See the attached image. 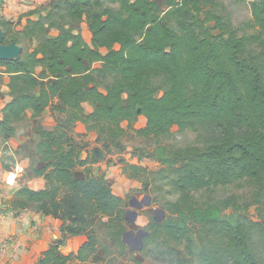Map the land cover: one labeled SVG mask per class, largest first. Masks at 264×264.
Wrapping results in <instances>:
<instances>
[{
	"label": "trees",
	"instance_id": "obj_1",
	"mask_svg": "<svg viewBox=\"0 0 264 264\" xmlns=\"http://www.w3.org/2000/svg\"><path fill=\"white\" fill-rule=\"evenodd\" d=\"M223 8L219 0H66L31 22L27 37H42L46 24L59 35L16 61H0L13 74L14 96L0 122V136H15V124L30 109L38 118L51 108L65 114L68 125L41 132V165L34 174L45 178L46 188L19 189L12 206L37 205L39 212L60 219L62 234L71 237L88 234L96 217L117 221L121 231L125 199L105 177H93V162L82 159V147L68 138V126L82 122L115 143L126 135L122 123L132 129L143 116L147 125L137 131L140 136L166 137L178 126L196 132L199 146L157 149L165 168L161 173L171 170V186L180 197L165 203L170 219L151 222L142 250L156 237L163 241L162 256L174 255L175 245L197 264H263L257 254V248L264 251L263 221L250 220L235 198L206 205L197 199L208 189L248 180L256 191L245 208L264 201V0L251 2L244 29H237ZM56 10L86 22L91 42L56 23ZM4 42L17 44L5 33ZM84 103L93 105V113H84ZM78 168L83 177L76 176ZM123 172L130 179L151 174L134 164ZM230 208L235 210L225 213ZM59 245L37 264H68L70 256L61 254ZM97 248V237L89 235L77 260L88 261Z\"/></svg>",
	"mask_w": 264,
	"mask_h": 264
},
{
	"label": "rangeland",
	"instance_id": "obj_2",
	"mask_svg": "<svg viewBox=\"0 0 264 264\" xmlns=\"http://www.w3.org/2000/svg\"><path fill=\"white\" fill-rule=\"evenodd\" d=\"M54 1L57 3L60 0ZM164 1L165 0H159L161 4H163ZM91 2L93 3L94 0H91ZM219 2L224 7L223 14L232 20L233 25L237 29H244L251 19L250 5H248V1L219 0ZM112 7L119 9L120 6L113 5ZM165 9L167 10V8ZM34 12L35 11H28L29 15H33ZM54 12L57 15L54 18L56 23L60 24L62 27H71L76 32L80 31L86 37L87 29L84 27L85 22H79L71 17H67L62 10H56ZM42 17L44 16H41V18ZM31 22L33 21H29L25 28H27ZM20 23L21 22L19 21L15 28L12 26L10 27L9 25L3 27L8 32L6 37L7 41L10 42L14 40L23 45L24 51L22 57L28 55L40 41L49 36V31H57V29L51 28L49 31L46 30L42 37L37 36L27 38L24 34L25 29H22ZM213 25L214 23L209 24V26ZM213 34L218 35L220 33L219 31H214ZM104 53H106V50ZM99 66V64L94 65V67ZM104 88V86H101L102 91L105 90ZM162 95L163 93L160 92L157 94V97L161 98ZM85 110L87 114H89L90 107L86 106ZM64 121L65 119L63 120L59 117V123L62 122L63 124L68 125V120H66V122ZM146 125L147 120L145 117H140L137 124L132 129H130L127 122L122 123V126L127 131L126 135L115 143L108 142L100 136L98 131L90 130L86 124L84 127L78 128L77 132L74 131L76 129L75 124L68 126V138L80 145V147H82L83 156L87 155L92 162L95 160H102V158L111 155L113 156L112 162H115L114 166H119L121 171H123L124 167L127 165L137 164L143 166L151 173L149 175L142 174L141 178L139 177L138 179H130L136 180L137 184L133 185L126 182V176L120 181H115V178L113 181L110 180L113 191L117 195L122 196L126 201V211L123 218L124 228L120 231L117 226L118 222H110L109 217H96L93 220L91 229L85 236L88 237L89 235L94 234L97 237V252L89 258L88 261L79 262L76 258L78 251H74L68 255L70 256L68 264H170L172 261H176L174 264H178V261H181V264H197L195 259L185 254L184 249L181 246L173 245L172 249H174V255L167 254L162 256L158 249L159 246H163L162 239L154 237L152 243L147 245L145 250H142L143 247L140 248L137 243V235L141 230L150 234L149 226L152 221L165 222L171 218V215L165 210V203L176 201L180 197L171 186V181L174 178L171 174V170L167 169L165 170V173H161L165 168L157 160V149L166 148L168 151H175L190 146H199L197 142L198 134L196 132L191 130L181 131L178 126H174L170 134L166 137L155 138L140 136L137 131L145 128ZM97 146L98 148H95ZM90 151H92V153H90ZM40 165L37 168H39ZM91 167L93 170L94 167ZM75 174L77 177H83V169H76ZM146 186L147 190L145 188ZM255 191L256 189L252 182L243 180L232 185L218 186L203 191L197 195V199H199V203L206 205L227 198H235L237 199L239 206L246 209V211L242 209L241 212L245 213L250 220L264 222V201L261 204H253L250 207L245 208L255 200ZM150 200L152 201L150 206H144L138 211L134 207H131V203L135 206L148 203ZM29 208L31 211H38L37 205H30ZM234 210V208H230L225 213L229 214ZM134 211H137L138 215L136 221L131 223L134 219V215L131 212ZM161 211L164 212V218L163 212ZM131 231L134 232V239L126 236ZM148 234L143 237L144 240ZM64 241L66 240L60 239L55 242L54 245L60 243V247L63 245ZM164 251H167L166 248ZM257 254L261 262L264 264V251L261 248H257Z\"/></svg>",
	"mask_w": 264,
	"mask_h": 264
},
{
	"label": "crops",
	"instance_id": "obj_3",
	"mask_svg": "<svg viewBox=\"0 0 264 264\" xmlns=\"http://www.w3.org/2000/svg\"><path fill=\"white\" fill-rule=\"evenodd\" d=\"M42 1L2 0L0 6V27L6 37L8 32L3 26L9 25L15 28L20 21L22 29L26 30L25 27L29 21L35 22L40 20L41 16L46 17L53 8V4H56V1L51 0V4L47 6ZM68 1L74 3L84 2V0ZM131 1L134 2L135 0ZM247 1L248 5H250L253 0ZM28 11L35 12L33 15H29ZM84 25L87 29L86 37L80 31H77V33L81 34L87 43H90L92 33L86 22ZM46 30H51L48 24H46ZM49 33L50 35L44 39H54L59 35L58 30L56 32L52 30ZM40 43L41 41L30 53L37 49ZM17 45L23 47L19 42H17ZM104 51L103 49L101 50L102 53ZM40 71L41 69L38 68L37 72L40 73ZM12 76L13 74L8 72L7 65L0 64V122L4 119L6 106L14 99L10 89ZM34 93L39 95L40 88L36 87ZM55 104H59V100ZM86 106L90 107L89 114L93 113L94 107L90 103H84V113L89 115L85 110ZM34 115L35 112L30 109L26 112L24 118L15 124V136L9 139H4L0 136V264H37L42 255L60 239L66 241L59 247V251L61 254L68 256L74 251H79L87 240L85 235L76 237L63 235L61 232L63 222L60 219L44 215L39 211H31L30 208L15 209L12 206L13 201L18 199L17 193L19 189L29 188L40 191L46 188L45 178L34 174V169L40 165L37 147L42 141L41 132L55 131L59 124H63L58 122L59 117L63 120L65 119L64 122L68 120L65 114L53 112L51 108L45 109L38 118L34 117ZM84 125L82 122H76L74 131L77 132L78 128H82ZM95 148H98V146ZM84 156L82 154V159L89 158L87 155ZM112 158L113 156L110 155L102 158V160L93 161V176L95 178L103 176L111 184L110 180L113 181L115 178V181H120L126 176L119 169V166H114L115 162H112ZM16 165L21 166L23 172L15 175L12 183L9 184L6 177L10 173H15ZM126 180L129 184H137L136 180H130L128 177Z\"/></svg>",
	"mask_w": 264,
	"mask_h": 264
},
{
	"label": "water",
	"instance_id": "obj_4",
	"mask_svg": "<svg viewBox=\"0 0 264 264\" xmlns=\"http://www.w3.org/2000/svg\"><path fill=\"white\" fill-rule=\"evenodd\" d=\"M23 53V47H21L20 45H17L15 43H8L6 44L4 42V32L2 30V28L0 27V61L2 62H13L16 61L20 58V56ZM152 204V201L150 200L148 203L145 204H139V205H135L133 206L131 203V207H134L137 211L142 209L144 206H150ZM137 211L131 212L134 215V219L131 221V223H134L136 221V217L138 215ZM163 212V211H161ZM164 212H163V218H164ZM160 222V221H158ZM148 233L141 230L138 233V240H139V247L142 248L143 244H144V239L143 237H145ZM126 236H134V232L131 231L130 233H128ZM126 241V240H125ZM139 248V249H140Z\"/></svg>",
	"mask_w": 264,
	"mask_h": 264
},
{
	"label": "clouds",
	"instance_id": "obj_5",
	"mask_svg": "<svg viewBox=\"0 0 264 264\" xmlns=\"http://www.w3.org/2000/svg\"><path fill=\"white\" fill-rule=\"evenodd\" d=\"M23 172V168L21 166H17L16 169H15V173H10L8 174V176L6 177L7 181L9 184L12 183L13 179H14V176L15 175H19Z\"/></svg>",
	"mask_w": 264,
	"mask_h": 264
},
{
	"label": "flooded vegetation",
	"instance_id": "obj_6",
	"mask_svg": "<svg viewBox=\"0 0 264 264\" xmlns=\"http://www.w3.org/2000/svg\"><path fill=\"white\" fill-rule=\"evenodd\" d=\"M130 238H131V239H134V236H131ZM137 243L139 244V240H138V239H137Z\"/></svg>",
	"mask_w": 264,
	"mask_h": 264
},
{
	"label": "built area",
	"instance_id": "obj_7",
	"mask_svg": "<svg viewBox=\"0 0 264 264\" xmlns=\"http://www.w3.org/2000/svg\"><path fill=\"white\" fill-rule=\"evenodd\" d=\"M17 166H19V165H16V166H15V169H16Z\"/></svg>",
	"mask_w": 264,
	"mask_h": 264
}]
</instances>
